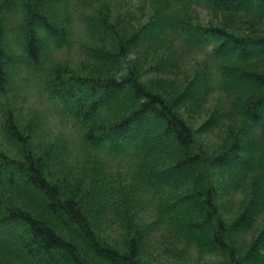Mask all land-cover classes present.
<instances>
[{
	"label": "trees",
	"instance_id": "1",
	"mask_svg": "<svg viewBox=\"0 0 264 264\" xmlns=\"http://www.w3.org/2000/svg\"><path fill=\"white\" fill-rule=\"evenodd\" d=\"M85 1L91 5L101 0ZM169 1L175 8L202 3L213 11L264 17V0ZM49 2L17 0L21 19L15 39L21 49L15 54L2 17L11 0H0V94L11 84L19 62L37 68L48 95L79 130L89 154L100 153L103 159L104 155L115 158L133 153L138 159L140 180L152 190L164 184L182 186V191L167 199L161 213L178 219L185 235L197 246L222 257L220 263L213 264H264V226L241 245L235 243L242 237L232 234L240 228L250 230L253 222L255 226L264 223V127L260 146L254 135L250 141L231 138L217 149L206 148L173 101L150 90L141 79L126 40H117L115 50L104 60L110 66L94 75L57 63L44 65L48 47H62L70 33L68 17L57 19L47 8ZM172 20L180 40L190 49L209 48V58L215 61L211 72H218L213 79L234 92L241 103V116L252 128L264 124V68L258 69L264 62V34L235 35L220 26H204L181 17ZM210 78L212 75L206 72L201 86L208 85ZM182 98L183 93L182 97L177 94L174 101ZM1 124L11 139L21 141L12 111L3 112ZM161 142L166 149L146 162L154 145ZM251 169L260 175L263 187L260 179H255L252 186L248 184L247 200L252 196L255 199L235 209L231 213H237L235 218L228 222L221 210L216 173L222 176ZM95 172L72 180L65 175L64 181L70 186L62 188L47 175L39 154L27 149L17 158L0 150V189L7 193L16 190L21 198L38 199L34 208L13 200L0 203V243L11 242L8 254L23 264H154L142 255L143 238L130 220V196L125 192L109 205L128 227L123 238L115 242L97 232L94 220L106 209L105 191L116 180L99 179ZM122 185L120 182L117 186L124 191ZM251 206H255L254 213ZM192 213L197 219L189 218Z\"/></svg>",
	"mask_w": 264,
	"mask_h": 264
},
{
	"label": "rangeland",
	"instance_id": "2",
	"mask_svg": "<svg viewBox=\"0 0 264 264\" xmlns=\"http://www.w3.org/2000/svg\"><path fill=\"white\" fill-rule=\"evenodd\" d=\"M13 3V7L3 13V17L8 26L9 42L17 54L20 45L15 39V31L20 23L21 12L17 0H11ZM47 8L57 19L68 17L70 33L62 47H48L44 65L52 62L79 73L94 75L110 66L104 60L115 50L117 40H126L131 44L129 52L141 79L150 90L173 101L203 146L217 149L231 138L250 141L254 135L258 137L256 139L260 146L264 124L252 128L241 116V103H238L232 90L224 89L214 81L213 75L217 76L218 72L214 69L211 72L213 64L206 54L189 51L175 42L173 31L176 26L172 19L181 17L204 26H220L235 35H249L258 32L264 34V17L242 12L213 11L203 4L174 9L169 0H101L91 5L85 0H50ZM136 33L140 35L133 38ZM263 68L264 62H261L258 69ZM206 72L212 78L203 87L201 82ZM11 79L5 93L0 94V150L17 158L27 149L39 154L46 164L47 175L57 180L62 188L70 186L64 181L65 175L72 180L92 175L95 169L97 178L116 180V186L110 185L109 191H105L106 209L103 208V214L94 220V227L100 235L115 242L123 238L128 227L122 225L121 216L109 205L125 192L130 196L127 201L130 220L143 238L141 246L144 259L154 264L221 262L222 257L218 253L201 248L191 241L178 219L161 213L167 199L183 190L181 185L164 184L152 190L140 180L138 159L135 160L133 153L130 155L136 164L129 154L115 158L104 155L103 159L100 153L97 154L101 158L89 154L79 138V130L48 95L37 68L19 62ZM182 93L183 98L175 102V96L178 94L182 97ZM6 110L12 111L17 119L21 141L11 139L1 124ZM202 126L203 129L198 132ZM165 149L164 142L154 145L145 161L150 162ZM216 178V186L222 193V214L228 222L235 218L237 213L231 214L235 209L255 199L252 196L247 200L248 184L252 186L255 179H260V187H263L260 175L252 169L222 176L217 172ZM135 180L139 183L133 185ZM120 182L123 183L124 191L117 186ZM17 194L16 190L7 193L0 189V203L13 200L34 208L38 202L35 196L28 199ZM254 210L255 206H251L250 212L254 213ZM197 217L196 213L189 215V218ZM255 224L253 222L246 232L242 228L232 232L234 236L242 237L236 241V245L254 237L264 226V223L259 226ZM7 244L12 245L9 241ZM8 245L0 243V264H23L14 255L8 254Z\"/></svg>",
	"mask_w": 264,
	"mask_h": 264
}]
</instances>
